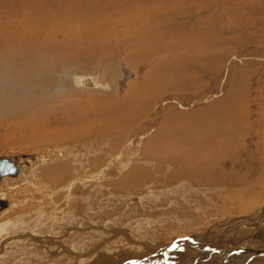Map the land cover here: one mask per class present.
<instances>
[{
    "label": "rangeland",
    "instance_id": "obj_1",
    "mask_svg": "<svg viewBox=\"0 0 264 264\" xmlns=\"http://www.w3.org/2000/svg\"><path fill=\"white\" fill-rule=\"evenodd\" d=\"M22 1L24 0H0V13L5 12L3 10L4 7H13L14 9L16 8L14 10L16 14H22L26 10ZM46 1L44 0L42 4H47ZM52 1L59 3L61 0ZM88 1L90 2V13H87V16L89 15L88 17L93 21L89 24L86 16L82 24L74 31L76 33L78 30L82 40L76 39V41L79 45L82 43L90 45L92 43L95 49L101 50L99 52L113 54L115 58L112 59L113 61L110 60L111 62L93 60L90 68L85 71L81 68L76 71L72 67H67L63 73L67 74V78L68 76L71 77L74 74L73 72L77 74H92L98 78L97 80H101L106 90L73 88L66 90L64 94L56 93L48 97H46V94L38 93L39 103L36 104V107L37 105L38 108L46 106L47 109L45 111L46 113L48 112L42 119L25 116H15L14 119L10 117L0 119V157L14 158L20 165L19 172L16 175L5 177L0 181V197L6 200V206L0 208V221L11 217L18 220L25 219L27 222L24 232L20 233L17 230L18 227L9 230L15 233L10 234L12 238L23 233L29 234V232L37 234V232L45 231L46 227H50V231L45 234L47 244L50 245L54 241L51 244L54 247L58 245V242L61 243L62 241V247H65L66 245L63 243L69 241L63 237L65 236L68 237L67 239L70 238V240L77 242L79 246L84 247L81 249L79 264H121L123 261H118L123 260L126 256L133 254L139 256L149 251H143L142 249L152 248L150 250H158L159 247L157 249V246H154L155 241L166 246L172 240L175 242L180 238L200 235L203 233L202 228L213 220V222H217L232 217L233 214H247L260 210L264 205V0ZM6 4H9V6ZM139 7L143 10L141 11ZM153 8L155 10L157 8V10L155 11ZM168 8L171 11L167 10ZM99 10L101 12H98ZM135 10L139 14L142 12L141 18H135ZM129 11L128 17L125 18V14ZM152 11L158 12L157 16L151 14ZM8 12L11 14L13 10L11 9ZM148 13L155 16V23L158 25L165 23L163 22V19H165L168 26H170L168 28L174 29L177 34L172 36L169 32L166 31V33L164 31L153 36L149 34L151 32L150 26L147 33L141 37L143 42H145L146 38L152 39V37L153 39L157 38L152 39V41H155L160 46H163L169 39L180 42L181 35L179 33L189 30L191 35L187 37L188 42H193L198 49L202 46V52L197 51V53H200L199 57L191 59L190 64L188 63L185 66L186 71L182 76H179L180 78L175 73H172V69H167V66L164 65L159 71H156L155 68L159 65L158 59L154 56L150 59L146 56L143 57L141 51H138V48H134V44H132L140 38L139 30H142V27H146L145 25L149 27V23L146 20ZM67 24L66 29L69 28L70 23L67 22ZM176 24H178L177 27ZM82 26L85 28H80ZM17 27V31L21 32V25L18 24ZM81 30L83 31L81 32ZM197 30L199 31L197 32ZM85 31L92 34L91 39H89L90 42L87 40L89 38L88 32ZM200 31L202 32L199 34ZM70 32L68 31V35L73 38V34ZM93 32L95 33L93 34ZM135 33L138 35H135ZM161 35L162 39H166L165 42H160L162 39L158 37H161ZM94 36L97 37V40ZM165 36L166 38H164ZM196 36L197 38H195ZM56 39H60V35ZM124 41H128L131 44L128 42L124 43ZM70 44H72L73 50V46L76 44L75 39ZM105 47H110V50ZM116 47L117 50L115 49ZM182 52L183 55L181 54ZM182 52L179 53L180 56L189 55V53ZM135 53L138 55H135ZM109 58L112 57L108 56L107 59L109 60ZM57 60L56 58H44V56L39 57L37 55L34 59H30L27 65L25 64V70L14 63L13 79L16 77L20 78L19 82L26 79L30 86V88L28 86V90L37 89L39 86L42 87L43 78H41V74L43 76L50 75L52 66L64 67L65 63L63 65L53 63ZM62 60H66L71 64L70 59L69 61L62 57L60 61ZM3 76L0 75V78L2 77L0 79V94L5 95L7 93L9 95L10 92L14 99L18 100V103H22L23 101L19 100L20 94L24 93L23 90L24 88L26 90L27 86L25 84H15L13 88L8 89L7 85L10 82V78L8 77L9 80H7ZM34 76L36 77L34 78ZM32 77L34 80H32ZM147 77L153 78L156 89H154V92L156 93L149 92L146 81H144ZM39 78L41 85L36 84L39 82ZM60 79L61 81L64 80L62 77ZM160 80L165 81L163 88L158 84L159 88L156 87V81ZM31 85L35 86V88ZM112 86L117 87L119 98H123L128 91L132 90L139 94L140 102L153 96L149 103L150 106H145V109L141 111L139 109L138 113L136 112L137 114L133 118V121L136 120V122L132 121L134 124L128 122V126L124 122L122 135L115 130L111 133L97 130L89 134L84 133V137L79 135L68 140H55L56 142L47 143L42 140L43 134L47 131L51 132V130L59 131L60 129L59 132L63 131L64 136H68L76 129V131H80L83 124L72 119L76 117L75 113L77 114L76 109L72 107L77 106L79 109V105H81L83 107L81 110H89V106L84 102V97L89 93L95 92L108 95L111 93L110 88ZM234 87L235 89H233ZM233 90L239 91L240 97L244 96L241 109L239 108L238 111L233 113L236 116H240L242 122H245H243L245 128L247 123L250 127L244 133H241L239 128L237 132L239 135L236 133L238 138L232 139V142L228 145L230 151L227 149L222 156L211 160L208 163V168H204L206 171L203 169L202 174H187L189 172H186V169H182L177 165L180 162L179 158L175 159L179 160L177 163H173L176 162L175 160H165L166 147L162 145L156 146L159 151L157 155H160L161 164L166 165V162H171L167 164H171L170 170L172 171L175 166L179 174V177L175 179V181H178L177 184H172V181L167 180L168 182L166 181L165 183H169V185H164L165 183L161 182L160 178L162 175H166V167L160 166L159 169L156 168L159 165V159L149 161L155 158L149 156L152 154L146 151L147 140L156 139V137H162V135L171 137L174 134V128H179L183 125L195 130L196 122L217 117L224 108L228 109L230 104L232 105L225 97L230 91L234 93ZM24 95H29L26 100L33 98L30 94ZM0 98L2 99L3 97ZM3 99L8 98L4 97ZM24 104L28 108L30 103L26 101ZM53 104L58 106L57 109H50ZM62 105L65 107L64 110ZM210 109H212V113ZM213 110H215L217 116H215ZM19 111L21 110H16V112ZM43 113L45 112L43 111ZM89 116L90 118L92 117V107L90 108ZM137 116L139 118H136ZM192 117L194 121L188 120V118ZM30 121H40L39 126L42 123L44 124L43 127L31 131ZM188 123L190 124L188 125ZM174 124L179 125L177 127ZM159 128L164 131L162 132ZM136 130L138 131L135 132ZM142 131H145V134ZM80 133L82 134V132ZM189 133L194 135L193 131ZM189 133H187L188 136ZM71 139H73V142ZM172 150L174 153V149ZM227 152L230 154H227ZM30 155L34 156V159H30ZM202 156L204 160L208 157L204 156V154ZM146 157L150 159L148 160ZM144 159H147V164ZM24 160L30 163H24ZM209 164L211 167H209ZM134 166H141L148 171L149 178L146 180L150 181L151 177L155 179L159 176V184L150 187L146 186V183H141L142 186L138 184L127 188L122 187L120 184L118 185L119 182H122L123 176L131 177L130 169L132 170ZM63 169H67V171H63ZM230 170H233L238 176L246 177L247 181L231 183L226 180V173ZM67 172L70 173L68 174ZM220 175L222 180L216 181L215 178L220 179ZM159 187L160 190H169L167 202L158 194V197L152 196V192L155 191H149ZM69 216L71 220L68 218ZM57 217L60 218L57 220ZM37 219L38 221L36 222ZM33 221L35 222L33 223ZM50 222L53 223L51 224ZM77 224L80 227L75 226ZM220 226L218 225V228H216L217 231L214 230L217 232L214 233L215 237L223 231L222 226ZM2 235V238L8 236L4 232ZM10 235L9 238H11ZM52 236L58 237L53 238ZM29 237L32 238L31 241L33 242L38 239V236ZM82 241L84 245L86 244L85 246L82 245ZM202 242L206 243V239L196 243H200L202 247ZM37 243L40 245L41 241H37ZM14 247L13 245L10 248ZM89 248H95L94 253L89 254V256H92L91 261L85 259ZM16 253L18 252L14 251L12 253L13 257L8 258V260L12 259L18 264L19 258L25 257L22 262H19L20 264H26V260L34 259L32 255L28 257L21 255L18 257L19 254ZM63 254L64 252H62L58 262L62 263ZM95 254L98 256H95ZM54 256L53 253L51 254L48 251L46 260L49 259L48 262H52L50 259L54 261ZM73 257L76 258L75 254L71 258ZM141 257L129 258L140 259Z\"/></svg>",
    "mask_w": 264,
    "mask_h": 264
},
{
    "label": "bare ground",
    "instance_id": "obj_2",
    "mask_svg": "<svg viewBox=\"0 0 264 264\" xmlns=\"http://www.w3.org/2000/svg\"><path fill=\"white\" fill-rule=\"evenodd\" d=\"M6 1H8V0H6ZM43 1L44 0H24V1H22V4L26 9L22 14L21 13L16 14V12H14V10H16V8L14 9L13 7L12 8L11 7L10 8L4 7L3 10H5V12L0 13V73H1L0 75H4L3 77L4 78L6 77L7 80H9L8 77L10 78V80H9L10 82L7 81L9 83L7 85L8 89L13 88V86L15 84H17V85L25 84V86H27L26 90H25V88L23 90L24 93L22 92L20 94L19 100L23 101L22 103H18V100L17 99L15 100L10 92H9V95H7V93L5 95L0 94V97H3V98L7 97L8 98V99H3V98L1 99L0 98V119L1 120L4 118H8V117L14 119L15 116H22V117L25 116V117H30V118L37 117V118L42 119L45 115H47L48 112L46 113V111H45L47 109L46 106H44L42 108L41 107L38 108V105H37V107H36V104L39 103V94L38 93L46 94V97H48V96H52L51 94H56V93L64 94V92L66 90H70L73 88H79V89L96 88V90H100V89L106 90V87L103 85L101 80L100 81L97 80L98 78L92 74H83L80 72H78L80 74H77V73L73 72L74 74L71 75V77L68 76V78H67L66 77L67 74L63 73L65 68H67V67L68 68L72 67L73 69H76V71L78 68H81L83 71H85V70L90 68V65L93 62V60L109 62L110 60L115 58L114 57L115 55H113V54H108V53L105 54V53L99 52L101 50L95 49L93 47L92 43H90V45L89 44L87 45L84 43L79 45L78 42L76 41V39L81 40L80 39L81 36H80L78 30L76 31V33L74 31L76 29H78V27L82 24L83 20L87 16V13H90V11H89V3L90 2L88 0H61L59 3H57V2H54L52 0H47L46 1L47 4L43 5L42 4ZM152 1H154V0H152ZM95 2H97V1H95ZM1 3H3V2H1ZM6 5L9 6V4H6ZM170 8H168L167 10H169ZM11 9L13 10V12L11 14H9L10 12H8V11H10ZM153 9L155 10V8H153ZM142 10L143 9H141V11ZM150 10H152V9H150ZM156 10H157V8H156ZM155 11H152L151 14L157 16L158 12L155 13ZM159 11H160V9H159ZM169 11H171V10H169ZM98 12H101V10H99ZM129 13H130V11L125 14V18L128 17ZM134 13H135L134 15H135L136 19L141 18L142 12H140V14H139L135 10ZM148 14L146 16V20L149 23L148 24L149 27H147V25H145L146 27H144V28L142 27V30L138 29L140 31L139 32L140 38L135 43H132V44H134V48H138V51H141V54H143V57L146 56L150 59L151 57L154 56L156 59H158L159 65L155 68L156 71H159V69H161L162 65H164V66H167V69H172L173 70L172 73H175L177 77L182 76L183 73L186 71L185 66L191 61L192 58L197 57L202 52V46L199 45L200 48L198 49V47H196L193 42H191V43L188 42L187 37H189V35H191L189 30H184L183 33H179V31H178V33L181 35V41L180 42L176 41L174 39L173 40L169 39L165 42L166 39H162V35H164V34H162L161 37H158V38L162 39V40H160V42L161 41L165 42V44L163 46H160L155 41H152L153 37H152V39L146 38L145 42H143L141 37L145 33H147V31L150 29V26H151V29H150L151 32L149 34L153 35V36H155V34L158 35V33L164 32V31L169 32L172 36H175L177 34V33H175L176 31L174 29L168 28L170 26H168V23L165 21V19H163V22H165V23H163L162 25H158L155 23L156 22L155 16L151 15L150 13H148ZM88 16H87V22L90 24V22H92L93 20L91 18H89ZM109 16H110V13H109ZM172 16H175V15H172ZM94 17H96V16H94ZM106 17H107V15H106ZM122 21H125V20H122ZM67 22L70 23V25L68 26L69 27L68 29H66L67 28L66 25H68ZM144 22H146V21H144ZM147 22H146V24H147ZM18 24L21 25V27H22L21 32L17 31ZM177 25L178 24H176V27H177ZM92 26H94V25H92ZM80 28H85V27L82 26ZM85 30H87V29H85ZM112 30H108V31H112ZM199 30H197V32ZM68 31L72 32L73 38H71V36L68 35L69 34ZM82 31L83 30H81V32ZM85 32H88V31H85ZM201 32L202 31H200L199 34ZM94 33L95 32H93V34ZM129 34H131V33H129ZM59 35H60V39L57 40L56 38ZM88 35H89V38L87 40L91 39V37H92L91 32H88ZM108 35H110V33H108ZM135 35H138V34L135 33ZM101 36H102V34H101ZM166 36L164 38H166ZM82 38H83V36H82ZM95 38L97 40V37H95ZM105 38H106V36H105ZM195 38H197V36ZM73 39H75L76 44H74V46H73L74 49L72 50V47H71L72 44H70V43ZM128 39H131V38H128ZM101 40L103 41V39H101ZM83 41H85V40H83ZM89 42H90V40H89ZM125 42L126 41H124V43ZM164 42H162V43H164ZM128 43H130V42H128ZM96 44L98 45V43H96ZM101 44H100V46L103 45V44L102 45ZM116 44H114V45H116ZM201 45H202V42H201ZM129 46H131V45H129ZM105 48H107V50H110L109 49L110 47L109 48L105 47ZM115 49L117 50V47ZM112 50H113V48H112ZM182 51L189 53V55H187L185 57L180 56L179 53ZM197 51H200V53H197ZM181 54L183 55V52ZM37 55L39 57L44 56V58H46V57L56 58L58 60L56 62H53V63H56V65H63L65 63V65H64V67L52 66L51 71H50L51 72L50 75L43 76L41 74V78H43L42 79V87L39 86L37 89L28 90L29 85H28V81L26 79L20 80L21 82H19L20 78L16 77L13 79V76H14L13 67L15 66L14 63L21 66V68L23 70H25V64L27 65V62L30 59H34ZM135 55H138V54L135 53ZM108 56H110L112 58H109V60H108L107 59ZM62 57H65V59H68V60L70 59L71 64H69L66 60H62L63 62L60 61V58H62ZM155 58H154V60H155ZM151 60H153V59H151ZM116 62H118V61H116ZM28 65H29V63H28ZM79 65H80V67H79ZM34 70H35V68H34ZM32 75H34V74H32ZM68 75H70V74H68ZM35 77L36 76H34V78ZM38 77H40V76H38ZM61 77L65 80V83H64V80L61 81V79H60ZM34 78L32 80H34ZM32 80H30V81H32ZM144 81H146V85L149 88V92H154L155 85H154L153 78L147 77ZM167 81H168V79H167ZM61 82H63V83L61 84ZM156 82H157L156 83L157 88H159L158 85L160 87L162 86L161 88L164 87L163 84L165 83V81L160 80V81H156ZM36 84L41 85L40 78H39V82H37ZM85 86H87V87H85ZM29 88H30V86H29ZM33 88H35V86ZM107 89H109V88H107ZM233 89H235V87ZM85 90H87V89H85ZM110 92L111 93L108 92L109 93L108 95H105V94H102L99 92L87 94L84 97V100H85L84 102L89 106V110H87V111L84 109L81 110L83 108V107H81V105H79L80 106L79 109L77 108V106L72 107L73 109L75 108L77 111V114L75 113L76 117H73L72 119L75 121L77 120V122H80L83 124L82 125L83 127L81 126L80 131H76L77 129L75 128L76 129L75 131H72V133H70L68 136H64L62 130H61L62 132H59L60 129H59V131H52L51 130V132L47 131L45 134H43L42 140L45 141L46 143L47 142H56V141L65 140V139L68 140L70 138L77 137L79 135L83 136L85 134L93 133L97 130L105 132V133H111L112 131L115 130V131H118L119 134L121 133V135H122L123 134L122 132L124 130V122H126V125H128V122H132L134 116L138 113L137 111L139 109L141 111L142 109H145V106L146 107L150 106L149 103L151 102L152 97H153V96L149 97L148 100L140 102V99H139L140 97L138 98L139 94H137L134 90H132V91H128L126 93V95L123 96V98H119L117 95V87H115V86L114 87L112 86L110 88ZM233 92L234 93H232V91H230V93L225 97V99L228 100L230 103H232V105L230 104L228 109L224 108L223 111L220 113V115L218 114L219 116H217L215 113V110H213L215 116H217V117H214L212 119H207V120L206 119L201 120V122H196L195 123V125H196L195 130H193V128H188L186 125H183L182 127L174 128L175 131H174L173 136H171V137L169 135H167L166 137H164L162 135V137H156V139H154V138L149 139L148 138L149 140H147V142H146L147 146L145 145L147 148L146 151H147V153L152 154L149 156L154 157L155 159L149 158L150 159L149 160L147 157L146 158L149 161L159 159L158 160L159 165L157 167L155 166L158 169L160 166L166 167V169H165L166 175L164 174L161 176V178H160L161 182L165 183L167 180H170V181H172L171 182L172 184H177L178 181H175V179L179 177V174L177 173L175 166H174V169L172 171L170 170L171 164H169V165H167V164L171 163V162L165 161L166 165H164L163 163L161 164L160 155H157L159 153V151L157 150L156 146L162 145V146L166 147L165 157H164L165 160H175V159L179 158L180 162L177 165L182 169H186V172H189L187 174H189V175H190V173L194 174V175L199 174V173L202 174V171L205 170L204 168H208V163L211 160H213L214 158H219L220 156H222L223 153H225L227 151L229 143L232 142V139L237 137L236 135L238 134L237 132L239 131V128L241 129L240 132L244 133V131L247 130L248 127H250L247 123L246 128H245V124H244L245 122L243 121L244 122L243 123L240 116H236V114L233 113L234 111H238L239 108L242 107L241 103H242V100L244 97V96L240 97L239 91H237V90H233ZM154 93H156V92H154ZM24 94H30V95H32L33 98L32 99L29 98V100H26L29 95H24ZM145 97H147V96H145ZM26 101H29V103L31 104V105L30 104L28 105V108H27V105L24 104ZM217 101H219V100H217ZM16 103H18V104H16ZM63 105H62V107L64 110L65 107ZM212 105L214 106V104H212ZM57 107L58 106L53 104V106H50V109H57ZM91 107H92V117L90 118L89 113H90ZM17 108H19L21 111L16 112V110H19ZM36 108H38V109H36ZM43 111L46 114L43 113ZM211 111H212V109H210V112ZM208 112H209V110H208ZM144 113H145V111H144ZM141 114H143V113H141ZM68 117H69V115H68ZM136 118H139V117L137 116ZM188 120L194 121V118L193 117L188 118ZM65 121H66V119H65ZM134 121L136 122V120H134ZM167 121H169V120H167ZM133 122H132V124H134ZM161 122H164V121H161ZM183 122H185V120H183ZM30 123H31V128H30L31 131L32 130L35 131L37 128L43 127V124H44V123H42L39 126L40 121H38V122L30 121ZM49 123H50V121H49ZM161 124H163V123H161ZM169 124H171V123H169ZM189 124L190 123H188V125ZM174 125H176V124H174ZM178 125H176V126L178 127ZM171 126H169V127H171ZM192 127H194V126H192ZM16 128H18V127H16ZM167 128H166V130L168 132L169 130ZM67 129H69V128H67ZM136 129H138V128H136ZM153 130H154V128H153ZM137 131L138 130H136L135 132H137ZM140 131H141V129H140ZM192 131L194 132V135H192L193 134L192 133L191 134L192 136H191L189 132H192ZM80 132H82V134ZM142 132H138V133L141 134ZM187 133H189V136L187 135ZM155 134H156V132H155ZM160 135H161V133H160ZM259 137H261V136H259ZM71 141L73 142V139H71ZM235 146H236V143H235ZM172 149H174V153H173ZM233 152H234V150H233ZM203 154H204V156H208L205 160L203 159V156H202ZM227 154H230V153L227 152ZM0 158H3L2 159L3 166L9 165L12 162H14V165H15L14 166L15 170L13 168L11 171L10 170L5 171V173H2L3 172L2 170L0 171V173H1L0 181L2 179H4L5 177H12L19 172L20 165L18 164V162H16V159H14V158L11 159L9 157H0ZM29 158L34 159V156L30 155ZM147 159H144V162L146 164H147ZM175 161L176 162H173V163H177L179 160L178 161L175 160ZM22 162H23V160H22ZM214 162H215V160H214ZM24 163H30V162L27 160H24ZM217 163H219V162H217ZM209 167H211L210 164H209ZM212 169H213V167H212ZM163 170H164V168H163ZM63 171H67V169H63ZM130 171L132 174L131 177L123 176L124 178L122 179V182H119L118 185L120 184V185H122V187L127 188V187L137 186L138 184H141V183H146V186L154 187L156 184H159V182H160L159 176H157L155 179L153 177H151L152 179L150 181L146 180L147 178H149L148 177L149 176L148 171L141 166H134L132 168V170L130 169ZM209 171H210V169H209ZM225 178H226V180L230 181L231 183H237L239 181H243V180L245 181L246 180V177L238 176L237 173H235L233 170H230L228 173H226ZM215 180L221 181L222 176L220 175V179L215 178ZM143 185H145V184H143ZM164 185H169V183L168 184L165 183ZM139 186H142V184ZM149 191H155V192H152V196H156V197L162 196L164 198L165 202L168 201L167 197L169 194V190H160V187H159L158 189H151ZM157 194H158V196H157ZM165 195H166V197H165ZM0 201H2V203H0L1 207L4 208L6 206V200H3V198L0 197ZM65 217H66V215H65ZM59 218L60 217H57V220ZM68 218H70V216ZM70 220H71V218H70ZM37 221H38V219L36 220V222ZM55 221H56V218H55ZM68 221H69V219H68ZM213 221L210 224L205 225L202 228L203 233H201L198 236L194 235L193 237L180 238V239L176 240L175 242H174V240H172L171 241L172 243L170 242L166 246L162 245L161 243L159 244V242L155 241L156 243L154 242V246H157V249L159 247L158 250H156V249H155V251L150 250L152 248L142 249L143 251L144 250L145 251L149 250V251L146 253L144 252V253H142V255H139V256L136 254L126 256L123 260L118 261V262L123 261L121 264H264V205L261 207L260 210H258L256 212L253 211V212H250L247 214H242V213L233 214L232 217H228L226 219H223V220H220L217 222L216 221L213 222ZM244 221H246L245 222L246 224L243 223ZM34 222L35 221H33V223ZM218 225L222 226L223 231L221 233H218L217 237H215L214 233L217 231L216 228H218ZM75 226H78V224ZM15 227H18L17 230H19L20 233L24 232L25 228L27 227V222L25 221V219H19L18 220V219H14L11 217L8 219H5L3 221H0V251H1V253H0V264H17L14 261H12V259L8 260V258L13 257L12 253L14 251L18 252V253H16V254H19L18 257H20L21 255L26 256V257L32 255L34 257L33 260H28V261L26 260V264H46V263H50V264H71V262H72V264H75V263L80 262L79 259L81 257V254H80L82 251L81 249L84 247L79 246V244L77 242L70 240V238L67 239L68 237L63 236L66 240H69V241H65V243H63L66 245V246L63 245L65 247H62V245H61L62 241H61V243L58 242L59 246L55 245L54 247L51 246V244H53L54 241L50 245L46 243L47 239L45 238V234H47V232L50 231V227H48V228L46 227V230H45L46 232L45 231L37 232V234L30 233V232H29V234L23 233L20 236H16V237L12 238V235H10V234L14 233V231H9V230L11 228H15ZM78 227H80V225ZM28 228H30V227H28ZM29 230H31V229H29ZM40 230H42V229H40ZM214 230H216V231H214ZM3 232L6 233V235H8V236L5 238H2ZM218 232H219V230H218ZM60 234H58V235L60 236ZM9 235L11 236V238H9ZM29 236H31V237L38 236V239H36L33 242V241H31L32 238H30ZM50 237H51V235H50ZM54 237L57 238L58 236H54ZM12 239H14V240L12 241ZM48 239H50V238H48ZM75 239L77 240V238H75ZM205 239H206V243L202 242V247H201L200 243H198V244L196 243L198 241H204ZM50 240H52V239H50ZM37 241H41V244L39 245L37 243ZM83 243L84 242L82 241V245H84ZM13 245L15 247L10 248ZM88 246H90V245H88ZM162 246H164V247L162 248ZM94 250H95V248H89L87 250V255L85 256V259L87 261L92 260V256H89V254L94 253ZM48 251L51 254L53 253V255H55L54 261H53V259H50V260H52V262H50V261L48 262L49 259L46 260ZM62 252H64V254H63L62 263H61L58 261H59L60 257L62 256ZM105 253H103V254H105ZM74 254H75L76 258L75 257L71 258ZM95 256H98V255L95 254ZM141 256L144 258H142ZM129 257H141V258L140 259H136V258L131 259ZM24 259H25V257H21V258H19V261L22 262ZM19 261H18V264H20Z\"/></svg>",
    "mask_w": 264,
    "mask_h": 264
},
{
    "label": "water",
    "instance_id": "obj_3",
    "mask_svg": "<svg viewBox=\"0 0 264 264\" xmlns=\"http://www.w3.org/2000/svg\"><path fill=\"white\" fill-rule=\"evenodd\" d=\"M2 159L3 158H0V171L2 170L3 172L2 173H5V171H7V170H12L13 168H14V162H12V163H10L9 165H6V166H3V162H2ZM7 167V168H6ZM2 168V169H1ZM6 168V169H5ZM14 170H15V168H14ZM13 170V171H14ZM0 175H1V173H0ZM0 203H2V201H0Z\"/></svg>",
    "mask_w": 264,
    "mask_h": 264
},
{
    "label": "flooded vegetation",
    "instance_id": "obj_4",
    "mask_svg": "<svg viewBox=\"0 0 264 264\" xmlns=\"http://www.w3.org/2000/svg\"><path fill=\"white\" fill-rule=\"evenodd\" d=\"M0 208H2L1 205H0Z\"/></svg>",
    "mask_w": 264,
    "mask_h": 264
}]
</instances>
